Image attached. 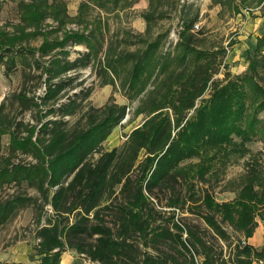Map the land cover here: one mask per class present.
<instances>
[{"label":"trees","instance_id":"1","mask_svg":"<svg viewBox=\"0 0 264 264\" xmlns=\"http://www.w3.org/2000/svg\"><path fill=\"white\" fill-rule=\"evenodd\" d=\"M91 1L93 6L83 2L77 14L70 16L63 0H16L19 22L12 30L0 26V65L8 73L15 59L22 57L28 68L34 63L38 66L28 55L35 59L38 52L40 58L46 57L71 41L84 45L87 53L74 61L55 55L45 69L48 80L85 66L84 60L102 47L101 26L89 32L67 29V23L78 25L95 8L115 12L122 0ZM125 1L132 6L131 0ZM212 1L233 6L235 14L241 12L237 0ZM242 1L246 7L264 4V0ZM158 7L159 0H149L148 9L140 15L146 24L144 32L136 34L142 46L103 65L107 79L102 85L115 86L122 73L120 86L126 98L137 102L132 119L143 116L119 147L107 151L102 146L129 113L128 105L116 103L113 97L101 107L89 106L82 125L63 118L74 111L75 102L62 105V117L42 122L55 113L64 81L48 82L43 96H28L23 88L13 94L21 111L53 102L44 113L39 111L37 124L14 122L2 113L4 103L0 105V140L9 135L0 187L26 185L37 193L0 201V225L28 204L34 206L37 264H59L66 249L92 264H198L196 256L202 257L200 264H264V245L258 249L248 243L257 227L256 218L264 226V166L248 147L256 140L264 143V32L246 52L245 71L225 72L218 79L225 50L203 46L199 32L192 30L195 20L185 19L173 47L164 51L168 33L151 36ZM47 19L56 27L42 33ZM52 32H62V36L49 39ZM39 35L43 41L37 49L22 47ZM130 62L131 66L120 67ZM21 125L25 134H18ZM16 153L29 156L32 162L12 164L10 158ZM94 153H99L95 160ZM246 155L236 196L218 202L210 191L211 182ZM159 194L174 210L184 206L203 210L201 218L215 238L227 244L229 227L237 242L224 255L204 241L197 228L183 227L173 217L172 226L164 224L161 210L154 205V199L161 202ZM135 239L152 252H142Z\"/></svg>","mask_w":264,"mask_h":264},{"label":"rangeland","instance_id":"2","mask_svg":"<svg viewBox=\"0 0 264 264\" xmlns=\"http://www.w3.org/2000/svg\"><path fill=\"white\" fill-rule=\"evenodd\" d=\"M63 1L66 3V11L70 16L77 14L79 5L83 2L88 3L90 5L89 7L93 6L91 0ZM131 1L132 6H128L126 1L122 0L117 10L111 13H105L98 8L91 9L84 16V21L78 25H75L76 23H67V29H82L89 32L95 30L98 24L101 26L103 37L101 40L102 47L98 50L97 55H91L88 60H84L87 61L85 66L77 67L74 70L64 72L56 79L48 80V73L45 69L49 68L50 61L55 58V55L56 57H64L67 60L74 61L87 53L84 45H72L71 41L64 49L56 48L46 57L40 58L38 52L35 53V59L28 55V58H31V62H38V66L34 63L33 67L28 68L22 62V57L15 59L16 65L8 73L6 72V67L0 65V105L2 102L4 103L2 113L14 122L37 124L40 115L53 102L48 101L46 106L41 105L38 109L34 107L27 111H21L13 94L23 88L28 96H43L45 85L48 82L64 81L66 86L61 93L63 97L55 104V113L43 117L42 122L62 117L65 114L61 110L62 105L75 102L76 107L74 111L69 115L65 114L66 116L63 118L69 122L79 120L82 125L84 122L82 120L84 112L89 106L101 107L110 97H113L116 103L128 105L129 113L125 116L121 125L112 129L102 146L103 150L107 151L119 147L123 143L125 136L142 122L143 116L132 119V112L137 102L130 103L126 98L125 91L120 86V81L123 78L122 73L120 79L116 81L115 86L110 84L102 85V82L107 79V74L103 71V65L110 58L115 56L122 57L125 53L132 54L134 50L142 46L136 34L139 33L138 30L140 28H144L145 30L146 24L140 15L148 9L149 0H145V9L141 7V0H137L136 2L134 0ZM159 2L160 7L155 12L151 36L154 37L156 34L168 33L164 51L173 47V44L178 38V33L181 30L183 20L194 19V24H198L199 26V29L195 32H199L201 40L205 41L203 46L215 45L225 50L223 65L215 78L222 79L225 72L237 75L245 71L247 67V55L245 53L243 55L241 54V58L238 59V51H234L235 45L244 32L249 34V38H254L253 32L256 30V26L264 22V4H260L259 6L252 4V6L246 7L242 0H237L236 4L241 12L235 14L233 6H221L212 0H159ZM0 4V26L12 30L19 22L16 0H0ZM54 27H56V23L51 19H47L43 23L40 31L42 33L53 31ZM95 33L97 32L95 31ZM55 35L61 37L62 32L58 34H55V32L48 33V38L54 39ZM42 41L43 37L39 35L36 38H30L23 42L22 47L37 49ZM64 52H68V54L64 55ZM125 66H131V62L128 64L122 63L120 67ZM38 104H40V101H38ZM41 109L42 113L39 112ZM24 128L21 125L18 134H25ZM248 147L258 158V162L264 166V143L256 140L249 143ZM8 154L9 135L5 134L2 135L0 140V167L6 164L5 157ZM98 156L99 153H94L92 159L95 160ZM248 158L249 155L240 158L236 163L226 169L225 174L218 181L211 182L212 186L210 191L218 202L230 201L236 196L241 185V178L244 175L245 163ZM10 159L12 164H28L32 162V158L20 153H16ZM26 194L28 196H37V193L31 188H26V185L16 186L14 184H3L0 187V201L12 195ZM159 196L161 197V202L158 203L157 199H154V205L156 209L161 210V214L164 216V224L172 226L171 217H173V221L183 227L197 228V232H199L202 239L208 242V244L213 245L216 252L222 250L224 255H227L229 252V245L233 246L237 242V235L229 227H226L230 234L227 244L215 238L206 228L201 218V213H204L203 210L199 209L196 211L195 208L191 209L189 206L174 210L165 205L166 199L164 195L159 194ZM46 210L48 214H51L48 206ZM36 217V209L33 205L28 204L12 220L0 225V262L38 263L39 256L36 254L38 239L35 235ZM256 221L257 227L253 233V237L257 234L259 239L257 242H254L253 237H251L248 239V243L259 249L264 245V226L259 218H256ZM183 238H186L185 232L183 233ZM134 242L138 244L142 252H152L149 247H145L142 241L135 239ZM23 251H25V256L22 257L23 260L18 261L20 259L18 255H22ZM68 251L71 250L68 249ZM71 252L77 255V258L81 259L79 264H92L85 257H82L74 251ZM196 260L200 264L202 257L196 256ZM253 264L259 263L254 262Z\"/></svg>","mask_w":264,"mask_h":264},{"label":"crops","instance_id":"3","mask_svg":"<svg viewBox=\"0 0 264 264\" xmlns=\"http://www.w3.org/2000/svg\"><path fill=\"white\" fill-rule=\"evenodd\" d=\"M140 3H141V7H143L145 9L146 8V1L144 0V2H143V0H141ZM143 3H144V5H143ZM138 31H139V33H143L144 28H140ZM263 32H264V25H263V23H261L258 26H256V30L253 32L254 38L253 37L249 38V34H247L246 32H244L243 35L239 37L238 43L235 45V49H234V51L235 50L238 51V56H237L238 59L241 58V56H240L241 54L242 55L244 53L246 54V51L248 49H250V50L252 49V46L255 43L256 38L261 36ZM258 239H259V237L256 234V236L253 237V240H254V242H257ZM23 256H25V251L22 252V255H18V258H20L18 261L23 260L22 259ZM77 257H78L77 255H74L71 251H68V249H66L60 257L59 264H79V261L81 259L77 258ZM16 263H20V262H16Z\"/></svg>","mask_w":264,"mask_h":264},{"label":"built area","instance_id":"4","mask_svg":"<svg viewBox=\"0 0 264 264\" xmlns=\"http://www.w3.org/2000/svg\"><path fill=\"white\" fill-rule=\"evenodd\" d=\"M198 29H199V26H198V24H194V25H193V29H192V30H193V31H197Z\"/></svg>","mask_w":264,"mask_h":264}]
</instances>
